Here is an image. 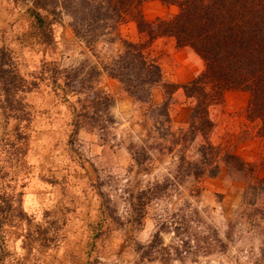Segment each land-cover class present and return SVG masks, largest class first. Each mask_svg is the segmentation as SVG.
Wrapping results in <instances>:
<instances>
[{"label": "clouds", "instance_id": "1", "mask_svg": "<svg viewBox=\"0 0 264 264\" xmlns=\"http://www.w3.org/2000/svg\"><path fill=\"white\" fill-rule=\"evenodd\" d=\"M98 7L99 0H0V49L39 84L15 93L35 105L25 109L29 125L21 112L6 117L0 82V208L11 205L0 212V264H264V184L252 185L247 168L216 154V129L201 127L192 85L169 93L135 49L120 50L110 27H92ZM29 9L52 21L55 51L38 36L24 39L37 32ZM70 28L79 33L74 41ZM49 63L55 85L53 72L42 71ZM72 73L92 86L62 90ZM104 81L118 91L101 92ZM178 104L191 108L189 120L169 119ZM17 126L29 137L26 152ZM197 167L217 176L227 168L222 183L232 200L198 191ZM98 225L103 234L94 240Z\"/></svg>", "mask_w": 264, "mask_h": 264}, {"label": "trees", "instance_id": "2", "mask_svg": "<svg viewBox=\"0 0 264 264\" xmlns=\"http://www.w3.org/2000/svg\"><path fill=\"white\" fill-rule=\"evenodd\" d=\"M149 1L175 5L178 12L171 18L148 22L142 15V6ZM27 15L34 20L32 26L37 29V32L29 34L30 37L35 39L38 36L39 44L53 49L54 43L49 27L52 21L32 9L28 10ZM101 21L105 23L101 24ZM128 22L135 23L138 31L151 40L172 38L177 47L190 49L202 60L203 71L182 88L187 89L192 85L193 91L200 93L201 104L197 106V110L201 116V127L206 133L214 128L209 118V107L220 104L226 92H243L248 95L245 113L256 127L254 137L259 138L264 146V0H106V4L105 0H99V7L94 12L91 23L94 29L102 33L106 27L115 32L119 25ZM151 25H155V31L148 27ZM73 32L76 36L79 35L74 29ZM122 44V51L136 50L134 56L139 58L141 67L152 79L163 80L160 66L148 56L144 44L125 40ZM5 55L7 54L0 51V82L3 83L7 109L10 113H23L20 118L28 121L30 112L25 111L28 105L24 103L23 98L16 100L15 93L17 91L29 93L39 84L36 80L29 82L20 76L15 64L8 60V56L4 59ZM5 64L9 67L4 68ZM43 70L53 72L55 85L57 75L55 65L51 63L42 65ZM95 75L96 71L93 69L89 79ZM39 79H43L42 75ZM76 81V73L67 75L62 90L80 91L92 86L77 84ZM163 87L169 93L178 88L165 82ZM107 100L108 97H105V102ZM96 106L99 107V104ZM19 139L26 142L27 136L19 132L17 140ZM236 141L239 139L228 136L225 143L216 145V154L221 159L234 161L236 167L241 170L247 168L246 175L250 177L249 183L252 185L264 184V154L262 153L259 161L247 162L236 152ZM222 170L227 174V168ZM195 176L199 181L203 177L215 178L217 174L213 169L210 175H205L197 167ZM247 186L244 184V187ZM106 212L111 215L110 211Z\"/></svg>", "mask_w": 264, "mask_h": 264}, {"label": "rangeland", "instance_id": "3", "mask_svg": "<svg viewBox=\"0 0 264 264\" xmlns=\"http://www.w3.org/2000/svg\"><path fill=\"white\" fill-rule=\"evenodd\" d=\"M177 12V6L163 5L159 1H149L142 6V15L148 22H155L156 19L171 18ZM113 33H115L114 38L121 41V51L123 49L122 41L124 40L132 43L144 44L146 46V53L148 54V56L160 66L163 75V81L165 83L174 84L178 88H181L193 78H195L197 76V72L201 73L204 69L202 60L198 56H196L190 49L177 47L175 41L172 38L163 37L151 40L145 34L140 33L137 29L136 24L133 22L119 25L116 31ZM29 34L31 33L26 34L24 39L28 41L34 40V38L30 37ZM75 38L76 35L74 34L73 29L70 28L67 32V39L69 41H74ZM36 43H38L37 40ZM52 50L55 51V45L53 46ZM0 51H3L5 54H7L5 55L4 59L8 58V60L14 63L9 52L2 49H0ZM92 54L95 55L94 52ZM197 60H199L200 63H197ZM85 63H87V61H85ZM97 87L102 90L107 87L110 91H118V85L108 81L99 83ZM35 89L38 90L39 85ZM162 95L163 90H158V99L161 98ZM247 102L248 95L246 93L233 91L226 92L224 94L223 101L220 104L211 106L212 110L211 112H209V118L213 122L214 128L216 129L215 135L218 138L217 144L225 143L228 136H231L232 139H239V141H236V152L247 162H252L254 160L259 161L262 153L264 154V146L259 138L254 137L256 132L255 123H251L245 113ZM0 107H2V105H0ZM28 107L35 108V105H28ZM190 110V107H181L178 104L175 106V111L178 114L170 117L169 119H174L176 121H187L189 118ZM43 111L44 114H47L48 110L45 109ZM8 113L10 112L7 109L6 117ZM32 119L33 114L30 112V120H28L29 125L31 124ZM18 134L19 130L17 126L16 139H18ZM28 139L29 137L27 136L25 149L19 151L26 152ZM69 143H72L71 139L69 140ZM10 147L15 148V143L10 142ZM172 150L173 147L169 146L168 151L171 152ZM95 171L96 170L93 168V174L95 173ZM5 175H7V173H5ZM224 175H226V172L222 170L221 174L219 176H216L215 178H201L198 181V191L207 190L213 192L220 199L226 198L227 202H230L232 200V194L229 193L223 186L222 181L224 179ZM49 182L56 183L55 181ZM241 186L244 187V185ZM0 199H3V197H0ZM5 203L7 207L0 208V212L11 210V205L7 201H5ZM45 215H48V213H46ZM100 227L101 226L99 225L97 226L95 236L93 238L94 240L99 239L103 234L100 231ZM46 231L47 230L41 232V236L45 238V243L47 244ZM91 247L94 248L95 245L92 244ZM93 264H95V262H93Z\"/></svg>", "mask_w": 264, "mask_h": 264}]
</instances>
